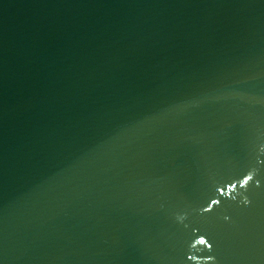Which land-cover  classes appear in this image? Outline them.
<instances>
[{
	"label": "water",
	"instance_id": "95a60500",
	"mask_svg": "<svg viewBox=\"0 0 264 264\" xmlns=\"http://www.w3.org/2000/svg\"><path fill=\"white\" fill-rule=\"evenodd\" d=\"M0 264H264V0H0Z\"/></svg>",
	"mask_w": 264,
	"mask_h": 264
}]
</instances>
